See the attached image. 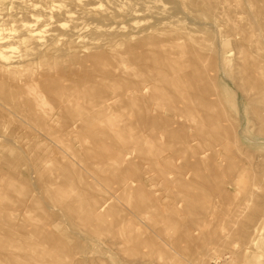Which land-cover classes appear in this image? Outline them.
Returning a JSON list of instances; mask_svg holds the SVG:
<instances>
[{
    "label": "rangeland",
    "instance_id": "374dc122",
    "mask_svg": "<svg viewBox=\"0 0 264 264\" xmlns=\"http://www.w3.org/2000/svg\"><path fill=\"white\" fill-rule=\"evenodd\" d=\"M45 1L47 7L55 9L60 22L66 23L63 29L59 28L61 32L69 31L75 22L62 18V12L55 7L58 5L74 10L85 35L95 34L96 25L106 30L109 27L108 32L100 31L108 36L106 33L112 34L109 39L119 52L129 45L137 46L136 42L141 39L138 36L129 42L128 35H140L145 29L150 32L151 28L157 29L156 36L160 40L195 29L198 31L197 34L193 31L195 38L204 37L202 40L211 42L209 45L214 47L218 42L217 35L212 33L215 29L212 27H216L214 19L220 16L221 21L223 17L224 22L216 20L219 21L216 23L225 25L236 15L238 27H243V40L231 38L230 56L227 55L230 67L235 65L237 47L241 44L250 59H255L257 53L264 56V0ZM4 4H0V19L9 22L16 11L9 5L3 9ZM226 9L234 10V14ZM106 13L109 15H103ZM249 14L261 17L249 23ZM103 16L114 20H104ZM225 26L223 31L230 36L229 26ZM203 28L213 30L203 31ZM52 29L50 26L49 34ZM100 31L96 34H101ZM202 31L207 34L201 35ZM45 36L49 39L47 33ZM63 44L64 40L54 43L45 55L46 60L57 67L52 77L59 79L64 75V83H70L63 87L70 84L67 91L74 87V93L68 91L74 97L72 101H68L70 96L67 99L68 93L61 88L45 93L47 103L32 108L37 117L31 119L23 112L28 101L25 96L24 100L19 98L22 95L17 93L18 88L11 86L0 93V264H101V253L110 250H117V255L113 261L110 253L106 254L108 264H264V247H256L263 237L261 234L264 235L261 231L264 230V201L258 204L259 194L252 195L253 201H249L253 194L250 192L264 195V137H261L264 136V117L261 121L260 115L253 114L255 104L245 100L247 93L236 87L239 77L232 80L222 75L226 85L220 81L217 84L226 118L225 121L215 119L217 110L214 108V121L221 123V128H233L230 134L234 141L225 142L224 146L220 144L216 149L214 145L209 147L212 139L208 134L213 127H209L207 120L203 123L201 118L192 124L182 121L163 126L162 129L168 131L163 138L152 128L144 134L148 103L141 101L131 106L128 99L120 95H98L106 84L103 86L101 80L99 83L98 79H93L94 72L90 69L85 71L79 67L73 75L70 74L73 69L62 74L68 63H58L53 58L63 49L64 59H67ZM85 44L92 51L82 54L79 64L81 59L102 50L105 41H99V45H91L88 41ZM110 62L117 69L114 80L104 81L108 86L129 85L142 73L130 56L123 62ZM101 71L106 72V69ZM73 84H77L76 89ZM95 86L99 90L91 89ZM58 93L68 102L64 103ZM228 97L235 99V108L227 102ZM13 105L17 107L14 109ZM83 108V113L90 111L87 119L79 118L80 121L70 117ZM45 113H57L59 117L48 120ZM152 113L149 121L158 122L156 114ZM137 114L139 121H136ZM72 126L74 131H71ZM183 134L189 138L199 135L200 146L187 150L180 141ZM220 148L224 151L220 152ZM231 150L235 161L242 163L248 159V167L242 179L247 188L243 187V191L237 187V193L232 190L230 197L232 194L238 196L230 199L225 193L229 188L228 167L224 163L216 170L213 163L216 154L227 159ZM211 151L217 153L211 156ZM160 156L165 160L158 165ZM194 157L201 158L203 166L191 163ZM176 176L185 179L189 187H179L180 178H174ZM198 191L203 196H197ZM243 193L246 198L242 197ZM94 201L97 206L98 203L107 204L101 218L94 214ZM34 252L38 253V258L34 257ZM35 258L37 263L32 261Z\"/></svg>",
    "mask_w": 264,
    "mask_h": 264
},
{
    "label": "bare ground",
    "instance_id": "6f19581e",
    "mask_svg": "<svg viewBox=\"0 0 264 264\" xmlns=\"http://www.w3.org/2000/svg\"><path fill=\"white\" fill-rule=\"evenodd\" d=\"M73 1L76 3L81 2V0H73ZM1 3H5L4 5L1 6L3 7V9H6L8 5L9 7L14 6L16 14H15V17H13L11 21L9 22H6L3 19H0V79L4 78V80L0 82V93L1 92L4 93L5 89L11 86L18 88L17 93L19 95H22V96H19V98H22L25 96L28 101L26 107L24 106V108H22L24 113L26 112L28 113V115L26 114L28 118L34 119V117H37L36 114L34 113L35 111L34 112L32 111L33 110L32 108L39 107L41 106V104L47 103L46 102L47 99L45 98V93L46 94L53 93L58 88H61V91L63 89L65 91L66 88H68L69 86L71 87L70 84L68 85V87L67 86L63 87V85L65 84L64 75L60 76L59 79H56L57 77L55 79L52 77V75H54L57 72V67L53 65V63L50 60H46V55H45V53L47 54V50L49 49L51 45H53L56 42L62 41V40H64V44L62 46H65L67 50L66 52L67 59H64L65 54L62 51L63 49L57 51V55L53 58V60H56L58 63H62L64 61L68 63L67 65L68 68L63 67L64 69H63L62 74H66L69 69L70 70L73 69V71H70V74L73 75V72L77 70V68L79 67H81L82 70L85 69V71L86 69H90L94 72L91 74L92 78L95 80L98 79L99 83L101 80V84L105 83L106 86L108 85L104 81L114 80V78L116 77L115 69H117V67L113 66L110 61L118 60V61L123 62L126 56H130L131 58H134L136 67H138L142 72L138 76V79L137 80L135 79L134 81L129 82V85L127 83L121 84V85L114 84V86L106 87L103 84V86L105 87L100 89V92L98 91V95L99 94H102V95L115 94L116 96L120 95L121 98L128 99V102L131 104V106H136V104L141 101L148 103V108L145 113L144 124H145L146 131L144 132V134L149 132V130L152 128L153 130H157L156 132L158 131L160 132L158 134L159 138H163V136L168 133V131H165L164 129H162L163 126L169 127L177 123H180L182 121L183 122L188 121V124L191 121L190 123L192 124V121L193 122L197 120L200 121V118H201L203 123L205 120H207L209 121V127L210 126L211 128L213 127L212 131L209 130L210 133L208 134V136L212 139V142L209 144V147H212L214 145V148H215L216 146H220V144L221 145L223 144L224 146L225 142L229 144V142L234 141L233 138H231L232 134H230V133H233V128L232 129L230 127L229 129L221 128L220 126L221 123L218 124L219 123L218 122L217 124H215V121H214L216 118H219L220 120L222 119L225 121V118H226V110L223 107V102L218 96L219 94L218 85H217L218 81L223 82L226 85V82H225L226 79L225 80L222 79V75H226V77L232 78V80H235L237 78L236 76H238L239 78L237 79L236 87H238L239 90L241 89L243 92L247 93V94L244 93L246 98H244V95H243V98L245 100L247 99L249 102H252L253 104H255L256 110H254L255 112L253 111V114L256 113L258 114V116L260 115L259 120L261 121L264 117L263 116L264 115V56L260 57L259 53H257L258 56L255 57V59L254 58L250 59L248 54L243 52L244 48L241 44L240 47L239 46L237 47L239 48L238 49L239 52L237 54L235 53L237 55V57L235 56V59H234L235 65L233 67H230L229 63L231 61L227 60V55L230 54L228 48L232 40L231 38H236V40L240 42L241 40H243L242 38V28L243 27H238L237 21H236L237 19L236 15H234L235 17H230L229 15L230 17L229 20L227 18L228 21L227 22L225 21L226 22L225 25L229 26L228 32L230 33V36H228L227 33L223 31V27H226L225 25H217V23H219L220 21L219 14H218L219 17L216 16L218 19L214 17L215 18L214 26L216 25V27H212V28H215L214 30L212 29L213 31L207 28L204 29L205 28L204 26V28L202 29L203 31L210 30V32L212 31L213 34L215 33L217 35L216 37L218 38V42L216 46L214 47L212 45H209V43L211 42H207V40H202L204 39V37H202V39H199L198 37L195 38V35L198 32V31L196 32L195 29H193V31L195 30L196 34L193 31L192 32L189 31L185 34L164 36L165 38L162 37L163 39L160 40L156 36L157 29L151 28V29H148L150 30V32L145 31L147 30L145 29L144 31L140 33V35H135L134 33L131 35H128L126 39L129 42L133 41V39L138 36H140L141 39H139L138 42H136L137 46L134 47L132 45H129L123 52H119L117 50V47L112 44V40L109 39V37H111L112 34L110 35V33H106V34H109L108 36V35H105L104 33L102 34V31H100L104 29L105 31L108 32L109 27L106 30V28H102L96 25L94 28L96 30L94 31L96 33L100 31L101 34H96L93 31L95 34H93L92 32L93 35L91 34L85 35L84 28H81L82 25L78 23L77 17L72 8L64 7L63 5L55 6L56 8L59 9L58 10L59 12H62L61 13L62 18L75 22L74 23L75 25L69 31L63 33L59 30V28L63 29L65 27L64 24L66 23L60 22V18H58L56 14L54 13L55 9L49 6L47 7L45 0H0V4ZM227 8H229V6H227ZM232 11L229 10L228 12H230L231 14ZM227 13L225 12V14ZM235 13H236V9H235ZM220 14L224 16V14L222 13ZM232 14H234V12ZM103 15H109V14L106 13ZM18 16L20 19L18 18ZM227 16L228 15L224 17H227ZM247 16H248L249 23H251L252 21H257V18L260 19L261 17V16L259 17L258 14L256 15L249 14ZM102 18L104 20H112V19L114 20L113 17L109 18L107 16H103ZM203 18H204V15H203ZM222 18H221V21L224 22ZM216 20H219V21L217 22ZM50 26H52L53 29L51 30V33L49 34ZM203 31L200 32V34L206 35L207 33ZM46 33L49 39L45 38ZM107 36L108 38H105ZM87 41L90 42L91 45H96V44L99 45V41H105V44L103 45L102 50H100L99 52H96L97 54L93 53L90 56H87L86 58L81 59L82 62H80L79 64L81 55L92 51V48L84 46V44L87 43ZM214 41L216 42V38L214 39ZM68 43H70V45ZM80 46L82 49L80 48ZM102 69L103 70L106 69V72L101 71ZM89 72L91 73V71ZM103 76H105V78H102ZM82 81L84 82V80ZM68 83L70 82L67 81L66 84ZM99 83H98V87H99ZM85 84L87 83L85 82ZM90 84L92 83L90 82ZM76 85L77 84L75 85L73 84V86H75V89H76ZM77 86L80 87L81 85L78 83ZM98 87L97 86L93 88L91 87V89L96 90ZM72 88H70L71 91H73ZM70 90H68L69 93L71 92ZM77 90H79V88ZM84 90L86 92L87 89H85L84 87ZM68 91L66 90V94L68 93ZM69 93L65 96H67L66 97L67 99L70 96V99L68 100L70 102L72 101L74 97L73 95L71 96ZM58 94H59V98H62L60 96H64L62 94H65V92L64 93L62 92L61 95L60 93ZM87 94H88V91H87ZM52 95L53 97H56V98L58 96V95L56 96L55 94H51V96ZM88 95L91 96L90 94ZM71 97L73 98L71 99ZM17 99L18 98H16V102H17ZM61 100L64 103L68 102V101H64V98H62ZM14 102L12 100V103ZM227 102L232 104L233 108L236 107L235 105L236 102L234 98L228 97ZM6 103L7 102H5V104ZM9 105H12V104H9ZM14 106L15 105H13V107ZM16 107H14V109ZM19 107L21 106H18V108ZM214 108L217 110V116L215 117V119L212 114V111L215 110ZM17 110L19 111V109ZM82 111H85L84 108L81 111L78 110L76 114L72 113L70 117L72 118L75 117V119L80 118L82 119V121H84V119H87L89 117L90 111H88L89 113L88 112L83 113ZM237 111L239 112L238 109ZM151 113L156 114L157 116L156 119H159L158 122L156 120L149 121V118H150L149 116ZM44 116L47 117L48 120L49 119L53 120L55 117H59V114L57 113L46 114L45 113ZM136 117H137L136 121H139L140 120L139 114H137ZM159 122L160 124L157 125L156 123H159ZM205 126L208 127L207 125ZM185 127L188 128V126H185ZM188 129H186V131ZM74 130H75L74 126H72L71 131H74ZM179 132H181V130ZM192 133L190 135H192ZM191 137L192 138H189L188 136L183 134L182 139L180 140L179 138L182 146L185 145L187 150H190L191 147L196 148L200 146V143L198 141L200 136L194 134ZM261 137L263 138L264 136L261 135ZM234 139L237 140L238 138L235 137ZM249 141L253 142V140H249ZM240 148L241 147L239 146L238 149L240 150ZM220 149H221L220 152H222V150L224 151V149L222 148ZM214 152L217 153V151H211V156L212 154L214 155ZM219 154H216L217 159H215V156H214V159L216 161L213 159L215 161V162L213 161L214 162L213 168H215L216 170L217 169L220 170V166H222L224 163L227 165L228 177H229V185H228L229 188L227 186L228 189L225 191V193L229 195L233 193L234 190H235V193H237L236 190L239 187L241 189L243 187H246V184H243L244 181L242 179L243 177H245L244 175H246L245 170L248 167L247 166L248 159L246 161H243L242 163L240 161H235L234 160L235 155L232 152V150L228 152L229 154L227 157L228 160L226 158H220ZM225 155L227 156V154ZM164 160H165V157L162 156L161 158L160 156L157 164L158 165L163 164ZM191 163H193L194 165L203 166L202 165L203 160L198 157H194L191 160ZM248 170L250 171L249 168ZM256 174H257V171H256ZM174 178H180L179 187H189L185 179L179 176H176ZM246 180H248V177ZM256 180L258 181V179ZM249 182L250 180L247 183L249 184ZM252 183L250 184L251 186L253 185ZM250 185H249V188L251 187ZM241 189L240 191H242L245 188H243L242 190ZM252 189H253V186L252 188H250V191H252ZM199 193L200 191H198L196 195L203 196V194H199ZM244 193H247L246 190ZM244 193L242 197L246 195V194L244 195ZM250 193H253V194L250 195ZM250 193H249L250 195L249 201L250 200L253 201V198H251L252 195L253 197L254 196L256 197L259 194L257 198L258 204H260V202L261 204H263V201H264L263 194H260L257 192L256 194L255 191L250 192ZM235 195L233 196L232 194L231 197L233 196L234 198H236L238 196L237 195L235 197ZM217 197H220V196H217ZM231 197L229 195L228 198L231 199ZM230 199L229 201H231ZM218 203L220 204V201ZM231 204L233 203L231 202ZM106 205H107L106 203H103L101 205H99L98 203V206H97V202L94 201V206H95L94 214H96L98 218H101L102 216L101 213H103V210L107 207ZM214 205H215V202H214ZM216 205L219 206L217 203ZM227 205H230V204H227ZM253 211L255 214L254 209ZM256 211H258L256 214V216H258L259 209ZM251 214L254 215L253 213ZM261 231L264 232V230H261ZM261 235L263 237L260 238V241L258 242L259 244L257 243L256 247H260V246L264 247V235L263 233ZM113 245L115 246V244ZM108 246H110V244ZM34 253H35L34 257L38 258L39 257L38 253L36 252ZM108 253H110V255ZM101 254L103 255V257H101L100 259L101 264H108L106 260V254L111 256L112 260L115 261L113 257L117 255V250L116 251L110 250L107 252L103 251ZM32 261L34 263H37L38 259L35 258Z\"/></svg>",
    "mask_w": 264,
    "mask_h": 264
}]
</instances>
